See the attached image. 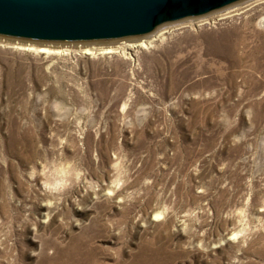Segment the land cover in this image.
<instances>
[{
    "label": "rangeland",
    "instance_id": "374dc122",
    "mask_svg": "<svg viewBox=\"0 0 264 264\" xmlns=\"http://www.w3.org/2000/svg\"><path fill=\"white\" fill-rule=\"evenodd\" d=\"M263 22L243 0L54 52L0 36V264H264Z\"/></svg>",
    "mask_w": 264,
    "mask_h": 264
},
{
    "label": "water",
    "instance_id": "95a60500",
    "mask_svg": "<svg viewBox=\"0 0 264 264\" xmlns=\"http://www.w3.org/2000/svg\"><path fill=\"white\" fill-rule=\"evenodd\" d=\"M243 0H0V36L66 43L138 37Z\"/></svg>",
    "mask_w": 264,
    "mask_h": 264
},
{
    "label": "bare ground",
    "instance_id": "6f19581e",
    "mask_svg": "<svg viewBox=\"0 0 264 264\" xmlns=\"http://www.w3.org/2000/svg\"><path fill=\"white\" fill-rule=\"evenodd\" d=\"M264 23V22H263ZM141 40V39H140ZM138 41V43L136 45H130L128 46V48H134V47H138V46H143L145 47L146 45V42H143L142 40L141 41ZM13 41L14 43L17 44L18 47H21V48H27L28 50H37V51H40V52H52L53 50H50L51 47L55 48V47H58L59 46V43H47V42H41V41H37V42H26L25 40H18V41H15V40H11ZM64 45V44H62ZM83 47V46H82ZM26 49V50H27ZM83 52L87 53V54H91L94 50L90 47H83L82 48ZM102 50H110V48H100L98 49V51H102ZM54 52V51H53Z\"/></svg>",
    "mask_w": 264,
    "mask_h": 264
}]
</instances>
